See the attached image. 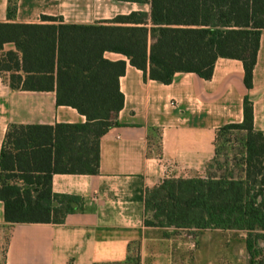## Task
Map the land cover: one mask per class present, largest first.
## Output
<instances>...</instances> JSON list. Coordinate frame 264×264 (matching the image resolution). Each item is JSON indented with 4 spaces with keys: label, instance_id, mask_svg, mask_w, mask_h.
I'll return each instance as SVG.
<instances>
[{
    "label": "trees",
    "instance_id": "trees-1",
    "mask_svg": "<svg viewBox=\"0 0 264 264\" xmlns=\"http://www.w3.org/2000/svg\"><path fill=\"white\" fill-rule=\"evenodd\" d=\"M113 1L147 5L149 11L92 25L48 16L42 17L45 24L0 23V73L9 75L10 88L55 91L58 106L86 118L84 124L9 126L0 164V201L8 223L62 224L81 208V198L53 192L52 177L99 173L100 140L124 106L120 78L127 67L124 60H108L106 53L125 56L145 79L165 85L178 73L208 80L217 59H236L243 63L246 88H253L264 0ZM16 13L17 0H9V20ZM6 44L15 50L4 51ZM238 132H245L239 165L218 163V170L225 169L219 177L165 180L145 195L144 223L245 232L250 264H264V132L254 127L249 96L243 121L223 126L218 139ZM111 264H141L139 248H129L124 262Z\"/></svg>",
    "mask_w": 264,
    "mask_h": 264
},
{
    "label": "crops",
    "instance_id": "crops-1",
    "mask_svg": "<svg viewBox=\"0 0 264 264\" xmlns=\"http://www.w3.org/2000/svg\"><path fill=\"white\" fill-rule=\"evenodd\" d=\"M122 4L132 9L113 14ZM8 6L9 0H0V23L45 24L42 17L48 16L62 17L65 24L92 25L147 11V5L113 0H17L16 17L9 20ZM10 50L15 46L6 44L4 51ZM105 58L124 60L127 67L120 78L124 106L117 124L100 140L99 173L53 174L54 193L82 200L62 224L8 223L0 201V264L121 263L133 246L139 248L141 264H250L245 232L147 227L144 199L167 179L222 175L219 130L243 121L246 96L253 102L254 127L264 132V30L250 90L243 63L236 59H217L208 80L178 73L165 85L145 79L121 54L108 52ZM85 122L76 109L57 105L55 91L13 90L9 75L0 73V164L11 124ZM236 134L243 137L245 132Z\"/></svg>",
    "mask_w": 264,
    "mask_h": 264
},
{
    "label": "rangeland",
    "instance_id": "rangeland-1",
    "mask_svg": "<svg viewBox=\"0 0 264 264\" xmlns=\"http://www.w3.org/2000/svg\"><path fill=\"white\" fill-rule=\"evenodd\" d=\"M122 10H114V13H127L129 10L132 9V6L130 5H124L122 4ZM134 9H137L136 6H133ZM144 9L147 11L149 10V6H143ZM109 16V14H107ZM111 16V15H110ZM217 148L219 150V154L221 155L219 157L218 163H223L225 160H229L231 164H240L242 159V153L244 152V149L242 147V138L238 134H229L223 138H219L217 141ZM226 155V156H225ZM233 157H237V161L233 162L231 161ZM240 169V166H238V170ZM225 169H223L222 172H224ZM239 173V171H237ZM136 247V246H135Z\"/></svg>",
    "mask_w": 264,
    "mask_h": 264
}]
</instances>
